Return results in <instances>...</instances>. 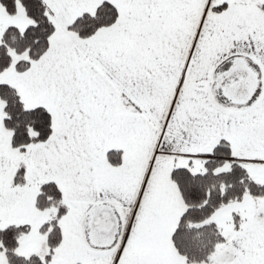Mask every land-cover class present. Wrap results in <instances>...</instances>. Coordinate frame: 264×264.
I'll use <instances>...</instances> for the list:
<instances>
[{"label":"snow or ice","instance_id":"6c2138e0","mask_svg":"<svg viewBox=\"0 0 264 264\" xmlns=\"http://www.w3.org/2000/svg\"><path fill=\"white\" fill-rule=\"evenodd\" d=\"M0 264H264V0H0Z\"/></svg>","mask_w":264,"mask_h":264}]
</instances>
